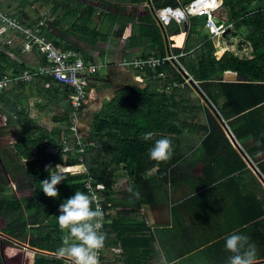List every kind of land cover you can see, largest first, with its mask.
I'll return each instance as SVG.
<instances>
[{
  "label": "crops",
  "instance_id": "crops-1",
  "mask_svg": "<svg viewBox=\"0 0 264 264\" xmlns=\"http://www.w3.org/2000/svg\"><path fill=\"white\" fill-rule=\"evenodd\" d=\"M105 1L118 4L119 7L124 5L127 9L120 11L119 7L108 5L105 10ZM87 4L96 7L94 23L90 21V27H96L100 34L105 36H100L96 42H93V34L72 29L73 22L78 20L77 16H56L51 10V0L0 1L1 9L12 15L23 7L20 10L21 16L17 17L28 24H34L44 18L46 24L42 27V32L49 39L63 48H79L84 58L92 59L100 65V70L104 69L103 74L99 70L90 76L88 95L83 108L77 114L76 122L77 137L86 141L87 147L103 150L102 143L95 139L97 117L109 112L108 104L121 89L132 86L145 87L149 83L154 85V80L157 79L152 77V73L150 78L147 71H138L120 64L125 57L161 55L159 47L152 45V42H156V37L147 27L143 28L142 15L150 13L153 20L159 24L163 32L165 54L177 55L179 66L186 71L180 61V57L185 55V43L179 45L174 43V40L188 37L190 17L186 22L188 28L185 31L180 29L179 32L174 29L175 23L180 25V21L174 16L171 17L168 19L170 22L166 24V32L164 22L168 20L160 21L155 13L158 8L153 6L151 0L145 4L149 6V11L141 15L135 14L139 11L138 4L123 0H88ZM101 11L105 14L100 17ZM112 15L117 17V21H114L115 17ZM128 17L131 18V25L127 22ZM54 20L57 25L52 23ZM227 29L229 32L224 35L225 30L222 36L211 33L213 40L226 42L224 47L217 45V57L220 58L226 51H231L241 58H252L253 48L248 41L250 47L242 44L241 47L238 45L239 50L231 48L234 47L231 36H237L232 32L233 27ZM0 41L2 49L10 47L6 50L10 59L17 61L18 65L23 63L25 69L45 62L43 54L37 49L32 52L22 51L21 42L15 33L1 34ZM179 51L180 53H177ZM169 67L178 71L174 66ZM163 71L166 74V71ZM11 73L18 72L11 69L5 72ZM187 73L189 74L188 71ZM165 88L166 91L171 90ZM5 91L7 101L11 100L15 105L12 114L18 116L17 119L21 120L18 111L22 109H26L29 117L44 128H58L57 126L62 124L55 122V119L65 115L71 118L72 123L77 118L69 103V88L49 77L37 76ZM202 100L209 107H213L211 111L219 116V141L200 147L198 153L189 152L171 166L164 187L156 190L154 160L145 161L147 171L142 173L137 171L135 164L133 168L129 160L119 162L124 172H117L114 177L125 176L124 179L129 180V185L124 186L119 182L109 196L114 200V206L107 214L105 233L108 232L111 243L104 245L103 264H228L232 253L226 250L225 240L236 232L250 237L258 249L257 264H264V104L255 109L248 120L242 119L241 126L237 129L241 133L246 131L249 134L239 139L229 120L222 115V102L217 106L211 100L209 104L205 98L202 97ZM0 104H3V101ZM3 124H7V115L0 111V125ZM8 126L16 127L17 131L22 127L21 124ZM15 135H18V132H14L12 140H15ZM211 150L213 154H210ZM107 162H115L114 154L108 155ZM75 166H80V169H74L76 171L86 170L84 164L73 167ZM139 177L152 180L148 189L149 197L140 199V205L135 212L125 214L123 209L131 200L129 194H132L129 189H133V182ZM119 232L123 234V239L114 243L112 239ZM36 252L33 251L34 255Z\"/></svg>",
  "mask_w": 264,
  "mask_h": 264
},
{
  "label": "trees",
  "instance_id": "trees-1",
  "mask_svg": "<svg viewBox=\"0 0 264 264\" xmlns=\"http://www.w3.org/2000/svg\"><path fill=\"white\" fill-rule=\"evenodd\" d=\"M87 1L51 0L53 2L51 10L56 16L64 15L65 18L77 16L78 20L73 22L72 29L93 34L95 36L93 42H96L100 36L102 38L105 36L100 34L96 27H90V21L94 23L96 7L87 4ZM123 1L139 5L136 15L150 9L145 5L148 0ZM151 1L157 9L168 6L183 7L193 0ZM105 2L107 4L104 5L105 10L108 9V5L119 7L118 4ZM21 9L17 10L14 16L20 17ZM119 9L125 11L127 8L123 5ZM104 14L105 12L101 11L99 16ZM213 16L220 24H233L232 32L237 35H243L239 31L247 30L245 40L252 45L253 57L241 58L231 51H226L218 58L215 42L207 27V15L190 16L188 37L176 38L174 43L179 45L185 43L183 49L185 55L180 57V61L192 77V85L186 84L184 88L166 91L165 87L171 81H184V77L178 71L164 65L158 70H165L166 78L155 79L154 85L149 83L145 87L132 86L121 89L115 99L108 104L109 112L104 116H98L95 121L97 128L95 139L102 143L103 150L86 147L83 162L79 161L81 154L74 142L75 132L71 129L73 123L68 115L55 119V122L62 124L57 126L58 128L42 127L29 117L26 109L18 111L21 120L17 119L18 116L12 114L15 107L13 101H7L6 89L0 91V102L3 101V104H0V111L7 115L8 125L22 126L18 130V139L13 143V150L16 156L26 160L25 175L19 180L17 188L24 194L18 196L14 192L0 196V264H23L4 260L5 248L17 242L27 243L31 248L40 250L35 255L31 250H27V257L31 261L29 264H66L65 258L57 254V249L63 243L62 237L67 232L66 229L62 231L58 225L60 204L76 191L92 196L85 187V181L90 177L97 197L103 204L107 220V214L114 206V200L109 197L112 189L119 182L124 186L129 185V180L124 179L125 176L114 177L115 173L124 172L119 162L129 160L133 168L134 164L136 165L137 171L146 172L145 161L150 159L149 149L154 146L155 140L168 137L174 146L173 155L167 162L155 161L154 170L156 190L164 187L171 166L189 152L198 153L200 147L219 141L218 129L221 130L219 116L211 111L213 107H209L202 97L208 104L209 100L217 106L222 102V115L229 120L232 130L239 139L249 134L246 131L241 133L237 127L241 126L242 119L248 120L251 113L264 104V0H222L221 5L213 11ZM141 18L143 28L147 27L156 37V42H152V45L159 47L160 56L165 55L161 27L150 13L142 15ZM114 21H117V17ZM169 22V20L164 22L166 32H168L166 24ZM52 23L57 25L56 20ZM180 29V25L175 23L174 31L179 32ZM1 46L0 41V74H5L10 69L13 72L24 70L23 63L18 65L17 61L10 59L6 52L10 47L2 49ZM151 73L147 70L150 78ZM148 133L153 134L152 139L145 140L144 137ZM64 135L69 137L73 150L67 153L46 154L44 151L46 140L57 143ZM197 146L199 148H196ZM111 153L115 156L114 163L107 162V157ZM210 154H213V150ZM57 164L64 166L68 172L66 179L57 185L58 197L49 198L42 191L41 181L49 178L46 166L55 168ZM77 164H84L86 170L73 171L80 169V166L73 167ZM151 181L149 178H136L132 190L139 192V197L129 194L131 200L123 209L125 214L135 212L140 205V199L149 197ZM5 190V186L0 183V192L4 193ZM92 208L95 209L94 201ZM105 234V243H111L108 232ZM119 239L121 241L123 239L121 232L117 233L112 241L116 243Z\"/></svg>",
  "mask_w": 264,
  "mask_h": 264
},
{
  "label": "built area",
  "instance_id": "built-area-1",
  "mask_svg": "<svg viewBox=\"0 0 264 264\" xmlns=\"http://www.w3.org/2000/svg\"><path fill=\"white\" fill-rule=\"evenodd\" d=\"M218 1L219 4L217 7H219L222 3V0ZM193 2H195V0L189 4H192ZM188 5H186L182 11H185ZM170 9H172L171 6L158 8L156 10L155 13L160 21L164 22L173 17V15L169 12L166 14V12ZM176 9L180 10L181 8H173V10ZM215 9L199 11L197 13L188 12L186 18H189L190 15L205 14L208 18L207 26L211 33L215 36H222L223 32L227 28L233 27V24L225 25L216 23L214 20L215 17L213 16V11ZM176 18L178 21H184L186 19L185 18L181 20L179 17ZM45 24L46 20L44 18L40 19L34 24H28L23 19L2 10L0 6V35L8 32L15 33L16 37L21 42L22 51L32 52L33 50L37 49L43 54L45 58L44 63L25 69L21 72L0 74V90L8 89L14 85H19L22 82L31 81L37 76L49 77L69 88V103L71 105L73 114L77 117L78 112L84 106L88 90L90 88V76L95 75L100 70V65L90 58H84L79 49L73 47L63 48L55 41L49 39L42 32V27ZM10 43H12V41H10ZM120 64L138 71L150 70L152 72L153 78L166 77V74L163 70H158L164 65L174 66L178 68V71L182 69L180 73H182L185 77L184 81L180 82L174 80L167 85V89H172L175 87L184 88L186 84L191 85L192 83V77L185 69L182 68V66H179L178 56L171 53L165 54L163 56L148 55L137 58L125 57L122 58ZM77 119L78 117L74 119L75 121L73 122L71 129H73L75 132L73 139L78 146V152L81 154L79 161L83 162V153L85 152L88 144L86 141L77 137ZM72 150L73 145L69 142V137H66V135L62 136L61 140L57 143L50 140H46L45 142L44 151L46 154L67 153ZM85 187L92 194L95 207L98 204L103 210V204L99 201L97 193L93 188L92 178L89 177L86 179ZM106 223V215L104 213L103 220L101 221V227L99 229V231L103 234H105ZM104 253V247L98 251L99 264H103V259L105 257ZM64 258L66 264H72L70 257L64 256Z\"/></svg>",
  "mask_w": 264,
  "mask_h": 264
},
{
  "label": "clouds",
  "instance_id": "clouds-1",
  "mask_svg": "<svg viewBox=\"0 0 264 264\" xmlns=\"http://www.w3.org/2000/svg\"><path fill=\"white\" fill-rule=\"evenodd\" d=\"M152 136V133H148L144 139H152ZM173 152L171 139L162 137L155 140L154 146L149 149V157L157 162H167ZM46 170L49 171V179L41 181L42 191L49 198H57V185L66 179L67 172L59 164L55 168L46 166ZM129 191L139 197V192ZM92 202L91 195L76 191L59 206L58 225L67 232L62 237L63 243L57 249V254L70 257L72 264H99L98 251L103 249L106 240V234L99 231L104 212L98 204L93 210ZM225 248L232 253L228 264H257L258 249L249 236L232 233L226 237Z\"/></svg>",
  "mask_w": 264,
  "mask_h": 264
},
{
  "label": "rangeland",
  "instance_id": "rangeland-1",
  "mask_svg": "<svg viewBox=\"0 0 264 264\" xmlns=\"http://www.w3.org/2000/svg\"><path fill=\"white\" fill-rule=\"evenodd\" d=\"M205 10H210V9H205ZM205 10H203V11H205ZM173 9L172 10H169L168 12H171V13H173ZM174 15H176V14H174ZM187 20L189 21V18H186L183 22H187ZM127 22H128V24L129 25H131V23H130V21L129 20H127ZM211 32V31H210ZM239 33H242L243 35H237L236 33V36L237 37H235V38H233V34H232V36H231V40H233V43H232V45H234V47H231L232 49H234V48H237L236 50H239V48H238V45H239V47H241L242 46V44L245 46L246 44H247V46L248 47H250V45L248 44V42L245 40V35L247 34V30L246 29H244V30H242L241 32L239 31ZM186 35V32H184V36ZM243 38V39H242ZM215 41V43H216V47H217V45H219V47H224V44H226V42L224 41V42H220V41H216V40H214ZM241 41V42H240ZM236 45H237V47H236ZM238 52H242V51H238ZM221 53H219V55H220ZM100 72L103 74V72H104V69L102 68L101 70H100ZM88 95V94H87ZM12 129L14 130V132H18L17 131V128L16 127H12ZM16 137H15V140H10V142H9V149H10V151H11V154H12V157H13V159H14V162H15V165H12L10 162H9V166H11V167H14V173H15V175H13L12 174V172H10V177L13 179V182H10L9 183V187H8V184H7V187L8 188H5L6 190V192H0V196L1 195H4V194H12V193H14L15 192V194H17L18 196H21V195H23L24 193H21V192H19L18 190H17V188H18V182H19V180H21V178H23L24 176H22V175H25V170H24V165H25V163H26V160H23V159H21V158H19L18 156H16V153H15V151L13 150V143L17 140V138H18V135H15ZM5 157H6V155L4 154V159H5ZM9 158L10 157H6V160L7 161H9ZM12 171V170H11ZM73 171H76V170H73ZM66 172H68V171H66ZM49 179V178H48ZM0 181H2V179H0ZM27 250H31L32 252L35 250V249H32V248H30L29 246H27V244H23V243H21V242H17V243H15V244H13V245H11V246H7L6 248H5V256H4V260H5V262L6 261H8V262H19V263H23V264H29V263H31V261L29 260V258L27 257V254H26V252H27ZM22 251H24L23 253H22Z\"/></svg>",
  "mask_w": 264,
  "mask_h": 264
},
{
  "label": "flooded vegetation",
  "instance_id": "flooded-vegetation-1",
  "mask_svg": "<svg viewBox=\"0 0 264 264\" xmlns=\"http://www.w3.org/2000/svg\"><path fill=\"white\" fill-rule=\"evenodd\" d=\"M7 124L0 125V179H2L0 183H2L5 186V188H8L9 183L13 182V179L10 177V172H12V174L15 175L14 167L9 166V162L12 165H15L14 159L9 149L10 146L9 142L10 140H12V136L14 135V130L12 129V127H9ZM4 154L6 155V157H10L9 161L6 160V157L4 159Z\"/></svg>",
  "mask_w": 264,
  "mask_h": 264
},
{
  "label": "bare ground",
  "instance_id": "bare-ground-1",
  "mask_svg": "<svg viewBox=\"0 0 264 264\" xmlns=\"http://www.w3.org/2000/svg\"><path fill=\"white\" fill-rule=\"evenodd\" d=\"M219 4L218 0H195V2H193L192 4H189L186 8L185 11L176 9L173 11V13H171L173 16L175 17H179L181 20L185 19L187 16V13H197L199 11H203L205 9H215ZM173 9V8H172ZM170 9V10H172ZM207 11V10H205ZM168 13V11L166 12V14ZM176 14V15H174Z\"/></svg>",
  "mask_w": 264,
  "mask_h": 264
},
{
  "label": "water",
  "instance_id": "water-1",
  "mask_svg": "<svg viewBox=\"0 0 264 264\" xmlns=\"http://www.w3.org/2000/svg\"><path fill=\"white\" fill-rule=\"evenodd\" d=\"M173 8V7H172ZM183 8H181L180 10H182ZM214 20L216 21V22H219L218 21V19L217 18H214ZM180 27H181V29H182V31H185L187 28H188V23H185V22H183V21H180ZM226 32H229V29H226V31L224 32V35L226 34ZM223 121V120H222ZM223 123H224V126L227 128V126H226V124H225V122L223 121ZM230 133V132H229ZM232 136V135H231ZM233 138V137H232ZM233 140L234 141H236L234 138H233ZM36 250V249H35ZM34 250V251H35ZM36 251H38V250H36Z\"/></svg>",
  "mask_w": 264,
  "mask_h": 264
}]
</instances>
